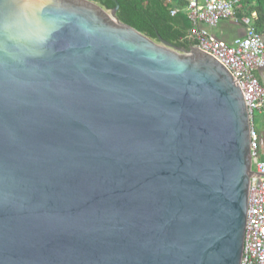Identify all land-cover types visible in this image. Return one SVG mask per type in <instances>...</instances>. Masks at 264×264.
Instances as JSON below:
<instances>
[{
	"label": "water",
	"instance_id": "95a60500",
	"mask_svg": "<svg viewBox=\"0 0 264 264\" xmlns=\"http://www.w3.org/2000/svg\"><path fill=\"white\" fill-rule=\"evenodd\" d=\"M118 9L0 0V264H240L239 82Z\"/></svg>",
	"mask_w": 264,
	"mask_h": 264
},
{
	"label": "built area",
	"instance_id": "2783aa9c",
	"mask_svg": "<svg viewBox=\"0 0 264 264\" xmlns=\"http://www.w3.org/2000/svg\"><path fill=\"white\" fill-rule=\"evenodd\" d=\"M192 28L188 37L222 62L242 89L251 121V153L253 170L250 180L247 223L240 264H264V159L259 156V134L254 114L264 110V87L256 76L264 68V36L254 25L256 13L238 17L239 0H184ZM176 10H172L174 15ZM221 20H234L246 27L245 35L231 42L216 39L205 27H216Z\"/></svg>",
	"mask_w": 264,
	"mask_h": 264
},
{
	"label": "trees",
	"instance_id": "16d2710c",
	"mask_svg": "<svg viewBox=\"0 0 264 264\" xmlns=\"http://www.w3.org/2000/svg\"><path fill=\"white\" fill-rule=\"evenodd\" d=\"M107 10L119 5L117 17L155 41L166 40L189 50L196 45L188 35L192 22L188 17L184 0H91ZM176 10L174 15L172 10ZM256 13L254 25L258 32L264 31V0H239L236 13L239 17ZM255 121V120H254ZM260 142V140H259Z\"/></svg>",
	"mask_w": 264,
	"mask_h": 264
},
{
	"label": "crops",
	"instance_id": "0c3cea01",
	"mask_svg": "<svg viewBox=\"0 0 264 264\" xmlns=\"http://www.w3.org/2000/svg\"><path fill=\"white\" fill-rule=\"evenodd\" d=\"M201 26L205 27L216 39L225 42H231L234 38L244 36L246 31L244 24L241 22H235L234 20H221L216 27H207L203 24H201ZM261 34L264 36V31ZM256 76L258 77L261 85L264 87V68L258 69L256 71ZM259 115L261 117L259 119L258 127H255L260 140L259 156L264 159V110L259 112Z\"/></svg>",
	"mask_w": 264,
	"mask_h": 264
},
{
	"label": "rangeland",
	"instance_id": "374dc122",
	"mask_svg": "<svg viewBox=\"0 0 264 264\" xmlns=\"http://www.w3.org/2000/svg\"><path fill=\"white\" fill-rule=\"evenodd\" d=\"M260 117H261V116L259 115V112L256 111L255 114H254V120H255L254 122H255V124H256L255 126H257V127H258V123H259V119H260ZM255 128H256V127H255Z\"/></svg>",
	"mask_w": 264,
	"mask_h": 264
}]
</instances>
